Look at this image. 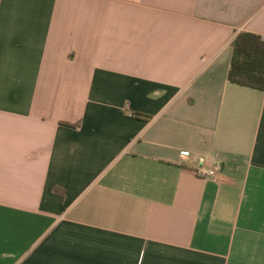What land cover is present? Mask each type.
I'll return each instance as SVG.
<instances>
[{"label": "crops", "instance_id": "obj_1", "mask_svg": "<svg viewBox=\"0 0 264 264\" xmlns=\"http://www.w3.org/2000/svg\"><path fill=\"white\" fill-rule=\"evenodd\" d=\"M243 32L264 0H0V264H264Z\"/></svg>", "mask_w": 264, "mask_h": 264}, {"label": "trees", "instance_id": "obj_2", "mask_svg": "<svg viewBox=\"0 0 264 264\" xmlns=\"http://www.w3.org/2000/svg\"><path fill=\"white\" fill-rule=\"evenodd\" d=\"M231 47L227 82L264 91V38L252 33H238L231 41Z\"/></svg>", "mask_w": 264, "mask_h": 264}, {"label": "built area", "instance_id": "obj_3", "mask_svg": "<svg viewBox=\"0 0 264 264\" xmlns=\"http://www.w3.org/2000/svg\"><path fill=\"white\" fill-rule=\"evenodd\" d=\"M186 155V153H184ZM217 170H204L202 168L197 170V175L200 176L201 178H214L216 175Z\"/></svg>", "mask_w": 264, "mask_h": 264}]
</instances>
